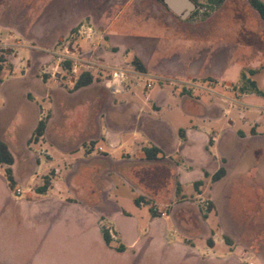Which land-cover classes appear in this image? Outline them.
<instances>
[{
    "label": "rangeland",
    "instance_id": "1",
    "mask_svg": "<svg viewBox=\"0 0 264 264\" xmlns=\"http://www.w3.org/2000/svg\"><path fill=\"white\" fill-rule=\"evenodd\" d=\"M193 1L196 9L187 19L182 20L157 0H0V80H5V86L0 92V136L11 143L17 151L18 159H22L21 152L26 148L27 131L31 129L30 125H33L35 112L39 108L27 99L23 100L19 96L20 92L23 89L40 91L37 84L41 81L50 82L49 87L55 83L56 86L71 90L80 76L87 72L85 67L79 68L77 72L67 69V62L61 60L60 56L67 47L103 66L90 72L97 79V83L101 76L114 68L138 71L134 65V60L138 58L136 53L145 50L149 52L154 38H159L158 56L169 53L168 56L172 57L181 52L191 57L199 52L204 57L203 69L221 73L218 74L221 79L210 75L207 80L204 77L194 78L189 81V90L185 92H189L191 98L202 99L211 106H222L229 110V114L223 116L220 124L208 128L210 138L214 134L223 138L221 153H217V163L213 162L216 166L213 171L216 173L227 168L230 174L233 173L218 190L219 198L227 196L230 203V208L224 204L225 208L220 212V221L227 230V235L225 232L217 239L227 244L220 241L218 256H229L231 260L227 264H264V135L255 139L253 137L256 136V127L251 132L245 128L248 122L258 120L260 114L255 112L260 111L264 115V102L261 99L255 102L243 99L245 95L235 87L242 74L260 69L261 73L252 79L258 82L264 92V59L242 57L248 55L245 43L248 40L256 43L257 35L263 33L264 20L250 6L248 0ZM77 13H82L79 15L80 19L78 16H73V21L68 19ZM81 26L92 28L91 39L77 35ZM35 35L41 38L36 39ZM112 38L117 42L110 43ZM148 79L146 76L132 75L126 83L124 93H127L129 87L135 84L138 86L137 92L141 100L137 106L143 105L146 89L153 94L165 85L172 91L173 84H176L174 80L153 78V86L147 88ZM223 79L233 83H225ZM195 84H202L205 89L201 90ZM177 85L186 86L179 82ZM194 89L196 92L192 91ZM124 93L115 97L122 99ZM85 95L92 98L97 92L91 91ZM78 102L79 98H52L46 104L42 101L39 104L46 107L51 103L57 109L66 105L67 109H62L63 112L70 115L69 118H78L84 112L77 106ZM178 105L176 100L169 98L162 113L154 116L170 121L177 135L179 118H182L175 111ZM181 105L180 103V108ZM50 108L43 111V121L54 117V111ZM83 109L87 113L99 111L96 105H88ZM144 109L150 111L148 106ZM248 109L252 112L249 113ZM60 114L59 111L57 118H61ZM243 114L247 120L242 119ZM230 120L236 122V129L246 130L247 135L238 133L240 138L236 142L224 136L230 129ZM260 132L264 133V125L260 127ZM36 142L34 134L28 145L34 148ZM104 147L107 149L109 146L104 143ZM192 156L196 165L207 164L201 153ZM174 158L180 161L177 156ZM6 168L7 166L0 165V264H196L192 261L193 257L188 256V247H183V250L162 248L159 243L163 236L171 245L173 242L183 245L194 240L197 252L202 254L207 252L204 249L207 248V242L212 241L208 234L207 241L197 234L201 232L205 215L211 213L215 206L211 199L215 182L209 176L197 188L196 183L186 184L184 191L178 195L175 182H170V170L158 167L152 172H140V176L151 177L153 189L157 187L156 198H152V210L157 213L158 220L149 226L153 213L146 205L143 208L145 218L139 230L142 252H131L135 258L129 261L115 253V249L121 244L113 228L108 225L102 227V234L104 229L110 232L114 240L110 246L96 240L85 241L74 234H64L57 243L51 242L49 245L51 236L47 237L45 228L32 225L21 218L14 223L8 221L3 214V208L11 199L15 202L27 200L31 191L30 186L21 180V164L14 166L18 187L22 189L21 195L17 193L16 184L13 189L10 187ZM198 174L197 171L194 172L192 178L196 179ZM48 177L52 181L56 177L55 172L50 171ZM112 179L116 187L113 188L111 197L127 199V208L128 202L135 206L132 197L147 196L136 184L129 188L113 175ZM44 182L43 178L42 184ZM156 182L158 186L155 185ZM173 211L178 224L173 215L168 216ZM132 214L136 215L133 209ZM230 246L233 253L229 250Z\"/></svg>",
    "mask_w": 264,
    "mask_h": 264
},
{
    "label": "crops",
    "instance_id": "2",
    "mask_svg": "<svg viewBox=\"0 0 264 264\" xmlns=\"http://www.w3.org/2000/svg\"><path fill=\"white\" fill-rule=\"evenodd\" d=\"M81 14L77 13L67 18H71L73 21V16L79 18ZM36 36V39L41 38V36ZM257 36L258 45L257 42H249V40L245 43L248 55L242 56L243 58L264 59V30L260 36ZM113 39L115 38L110 39L109 42L116 43V39L114 41ZM154 39L149 52L145 50L136 53L138 57L136 59H140L146 69V73L139 72L146 77L174 80L176 84H173L172 91L168 90L165 85L153 94L149 92V89H146L142 106L136 105L140 104L141 100L136 84L128 88L127 93L122 95V99H117L115 95L102 88L97 81L79 89L75 84L71 90L56 86L55 83L49 87L48 83L50 82L41 81L37 84L40 91L31 92L30 89H23L20 92L19 96L23 100L27 99L29 103L37 105L39 109L35 112L36 118L33 125H30L31 129L27 131L26 148L21 152L22 159H18L17 151L11 143L0 136L9 146L15 159L12 170L16 187L21 190L22 194L21 187H18L14 168L21 164L23 169L21 180L30 186L31 191L27 200L15 202L11 199L4 207L5 209L3 208V214L8 221L14 223L21 218L32 225L45 228L47 237L51 236L48 241L49 245L51 242L57 243L60 236L64 234H74L76 237L81 236L85 241L96 240L107 246L102 234V227L108 225L113 228L120 244L125 247L123 252L116 248L115 253L118 257L131 261L132 258H135L130 254L131 252L134 254L136 250L142 252L139 230L145 218L143 208L148 205L153 213L149 222L150 227L158 220L157 213L152 210V198H156L157 187L153 189L151 177L149 175L140 176V172L143 170L152 172L158 167L168 169L171 174L170 182H175L176 186L180 184L183 191L186 184L205 183L207 180L205 177H214L217 172H214L216 166L213 162L217 163V153H221L220 147L223 138L216 134L210 138L208 128L220 124L224 119L223 116L229 114V110L223 109L220 105L221 108L211 106L209 103L203 102L202 99L191 98L189 92L185 91L189 90L191 84L189 81L194 78L204 77L206 79L210 75L221 79L218 77V74L221 75V73L212 71V69L204 70V61L202 60L204 57L199 55V52L196 56L191 57L185 56L181 52L172 57L168 56L169 53L164 56L161 53L158 56L159 38ZM237 44L239 43L237 42ZM205 60H207V56H205ZM255 70H259V74L261 73L260 69ZM86 73L91 74L90 72ZM223 81L226 80L223 79ZM178 82L186 86H179ZM225 83L232 84L233 82L226 81ZM4 86L5 80H0V92ZM195 86L201 90L205 89L202 84H195ZM91 91H96L97 95L89 98L85 93ZM192 91L196 92L195 89ZM244 95L243 99L253 100L252 102L261 99L264 102V99L255 94ZM52 98L55 100L79 98L77 106L84 112L79 114L78 118H69L70 115L62 110L67 109L66 105L57 109L51 103L46 107L39 104L40 101L46 104ZM169 98L176 100L177 105L179 104L175 111L182 116L179 118L178 135L170 121L164 118H154L156 114L162 113ZM53 102L55 101L53 100ZM180 103L182 104L181 108ZM88 105L90 107L96 105L99 107V111L93 110L87 113L88 111L83 108ZM145 106L150 107V111H146ZM47 107L53 109L54 117L45 121V133L37 140L33 148L32 145H28V142L36 133L38 124L42 121L43 111ZM59 111L61 118H57ZM248 112L252 111L248 109ZM255 113L260 114L257 117L258 120L248 122L245 128L251 132L256 127V136L253 138L257 139L260 135H264L260 132V127L264 125V115L260 111ZM112 116H119V118H111ZM242 117L247 120L244 114ZM235 125L236 122L230 120V129L224 134L234 142L240 138L238 133L246 134L245 128L236 129ZM181 130L183 131L182 135H180ZM104 143L108 144L107 149L104 147ZM89 145L91 146L88 147ZM153 146L162 151L157 160H149L144 154L145 148ZM197 153L204 156L207 164H195L192 155ZM175 156L180 161L175 160ZM50 171H54L56 177L51 181L48 190L39 194L37 188L43 186V178L47 177ZM196 171L199 174L196 179H193L192 175ZM225 171L224 178L216 181L212 186L211 199L215 206L211 213L205 215L201 232L197 233L206 241L207 234L212 237V241L207 242V248H204L207 251L206 254L197 252L194 240H189L183 245L174 242L171 245L163 236L159 243L162 248L172 247L183 250V247H188V256H192V261L196 264H227L230 262L229 256L219 257L217 250L220 241L222 244H227L217 239L225 232L227 235V230L220 221V212L224 210V204L230 208L229 197L220 199L218 190L225 184L228 177L233 176V173L230 174L227 168ZM112 175L125 187L130 188L133 184L138 185L147 196L132 197L135 206L128 202V208L125 207L127 199L120 196L111 197V192L116 187ZM158 177H155L157 181H159ZM155 185L158 186V183ZM137 199L141 200L139 204L136 203ZM132 209L136 215L132 214ZM170 215L176 219L174 211L168 216ZM175 221L178 224L177 219ZM145 235L147 236V234ZM229 250L233 253L231 246Z\"/></svg>",
    "mask_w": 264,
    "mask_h": 264
},
{
    "label": "trees",
    "instance_id": "3",
    "mask_svg": "<svg viewBox=\"0 0 264 264\" xmlns=\"http://www.w3.org/2000/svg\"><path fill=\"white\" fill-rule=\"evenodd\" d=\"M164 4L166 7L167 5L165 4V0H157ZM213 1H219L223 2L224 0H213ZM250 6L259 14V16L264 20V1L262 0H248ZM168 8V7H167ZM169 9V8H168ZM67 69H71V63L67 62ZM134 65L136 66L137 70L146 73L145 67L141 64V62L138 59L134 60ZM259 70H250L247 73L242 74L241 79L239 83L235 86L241 94H255L257 96L263 97L264 98V92L260 89L258 83L256 80H253L252 77L255 75L259 74ZM249 74V75H247ZM97 79L94 78L91 74L89 73H84L80 76V78L77 80L76 83V88L79 89L81 87L88 86L94 82H96ZM46 130V122L41 121L38 124V127L36 129V139L38 140L40 137H42L45 133ZM183 131H180V135H182ZM144 154L147 159L149 160H157L159 155L162 154V151L153 146L151 148H145L144 149ZM14 156L9 148V146L0 138V165H5L7 166L6 168V174H7V179L10 183V187L13 189L15 187V180L13 177V170L12 166L14 165ZM225 175V170L220 169L213 177L214 182L221 180ZM45 182L42 187L37 188V192L39 194L45 193L48 188L51 185V179L50 177H45L44 178ZM201 185V182L196 183V188ZM177 194L180 195L182 191V187L180 184H177ZM141 202L140 199L136 200V203L139 204ZM103 237L104 241L108 246H110L113 243V238L110 232L106 229L103 230ZM118 251L123 252L125 250V247L120 245L117 248Z\"/></svg>",
    "mask_w": 264,
    "mask_h": 264
},
{
    "label": "built area",
    "instance_id": "4",
    "mask_svg": "<svg viewBox=\"0 0 264 264\" xmlns=\"http://www.w3.org/2000/svg\"><path fill=\"white\" fill-rule=\"evenodd\" d=\"M93 30L91 27L81 26L77 31L78 36H85L87 39H91V35ZM61 60L64 62L71 63V69L74 72H77L79 68L85 67L87 72H91L93 69L103 68L97 61L86 57L84 54H80L78 51L70 50L69 47L65 48L61 53ZM141 77L144 76L139 71L135 69H126V68H114L104 76L100 77L99 84L102 88L107 90L112 95H117L124 93L126 90V83L130 79L131 76ZM148 77V76H147ZM147 88H151L152 82L154 81L152 77H148ZM18 195L21 194V190H17ZM161 215L165 216V213H161ZM112 233V232H111ZM250 264H254L250 262Z\"/></svg>",
    "mask_w": 264,
    "mask_h": 264
},
{
    "label": "water",
    "instance_id": "5",
    "mask_svg": "<svg viewBox=\"0 0 264 264\" xmlns=\"http://www.w3.org/2000/svg\"><path fill=\"white\" fill-rule=\"evenodd\" d=\"M167 7L182 19H187L196 9L193 0H165Z\"/></svg>",
    "mask_w": 264,
    "mask_h": 264
}]
</instances>
